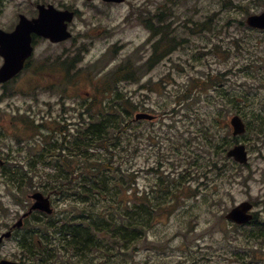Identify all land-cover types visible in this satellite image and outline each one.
<instances>
[{"label": "rangeland", "instance_id": "obj_1", "mask_svg": "<svg viewBox=\"0 0 264 264\" xmlns=\"http://www.w3.org/2000/svg\"><path fill=\"white\" fill-rule=\"evenodd\" d=\"M51 1L69 4L79 13L72 25L73 37L61 43L50 42L46 50L52 75L48 88L28 84L19 85L18 91L17 84L0 88V145L12 155L33 147V167L38 165L29 171L32 179L23 182L19 179L22 167L9 173L10 177L18 176L13 180L5 177L0 168V231L4 222L15 219L25 206L29 208L28 194L39 190L52 194L55 214L49 220L33 217L26 226L38 238L80 221L78 214L90 208L91 202H83L73 191L54 193L47 178L59 169L38 164L37 154L45 149L51 161L59 157L58 150L52 147L58 136L52 135L51 129L61 127L60 121L74 123L81 119L80 112L81 122L91 121L82 104L93 99L95 92L98 94L100 77L128 60L141 66L149 58L151 30L139 15L144 12L152 16L151 11L163 0L110 4L101 0ZM263 11L264 0H187L176 8L182 20L192 13L196 20L211 14L221 31L191 34L181 28L180 36L186 41L178 49L143 73L139 81H122L117 87L157 115L153 122L135 120L129 129L137 153L132 157L129 149L125 151L124 167L136 173L134 191H149L161 176L171 174L185 184L182 203L174 213L153 220L146 234L133 244L136 249L131 255L124 253L125 248L115 246L84 257L76 255L72 247L59 245L55 238L52 250L57 256L48 264H264V238L253 235L257 227H264V32L254 31L245 23L248 14ZM229 16L232 20L226 25ZM237 20L245 25H239ZM177 26H181L179 20L172 27ZM259 42L261 47L257 49ZM64 60H74L67 88L63 83L56 87L55 83L64 78L61 71L55 74L51 69L54 65L66 72L60 65ZM104 98L99 95V99ZM231 98L238 103L233 104ZM140 110L141 107L134 113ZM234 114H240L250 124L247 132L239 136L249 151L247 164L225 154L217 156L216 149L204 142L202 129L211 127L216 142L227 140L228 149L232 147L236 143L230 124ZM43 120V127L32 125ZM134 131L140 133L133 136ZM195 154L202 159L219 157L218 167L211 169L205 160L194 163ZM77 170L79 179L82 166ZM207 170L206 177L203 173ZM21 196L22 202H17ZM246 200L255 203L257 222L236 225L228 221L226 213ZM94 203L98 209L105 204L97 198ZM10 247L9 243L5 248ZM18 252L22 253L20 246Z\"/></svg>", "mask_w": 264, "mask_h": 264}, {"label": "trees", "instance_id": "obj_2", "mask_svg": "<svg viewBox=\"0 0 264 264\" xmlns=\"http://www.w3.org/2000/svg\"><path fill=\"white\" fill-rule=\"evenodd\" d=\"M185 1L187 0H163L155 11H151L153 18L144 12L139 15L145 26L152 31L153 36L162 33V37L155 42L149 59L141 66H136L128 60L123 66H117L99 78L98 94L96 95L95 92V95L92 96L93 99L82 104V106L85 105L84 111L90 114L91 121L88 124L84 119L80 123L81 126L75 131H70L56 119L62 124L61 127L58 126L60 131L54 128L51 130L52 135L54 133V136L59 137H56L52 142V147L58 150L59 157L54 161L47 160L45 163L47 164L49 161L48 164L55 170L59 169V172H55L47 178L49 187L56 193L64 194L73 191V193L79 194L78 196L83 202H88L89 199L91 202L90 208H85L82 214H78L80 216L78 218H81L80 221L57 227L54 232L55 238L60 241L59 245L65 248L72 247L76 255L82 254L86 257L91 252L99 249L109 250L115 246L121 249L125 248L127 251L124 253L131 255V251L136 249L133 244L146 234L153 220L156 217L174 213L182 203V194L184 193L182 190L185 184L180 177H174L171 174L161 176L149 191H141L140 194L138 188L134 191L133 183H135L136 173L130 169L126 170L124 167L125 151L129 149L132 157L137 153V146L129 136V129L136 123L133 119L134 112L140 107L143 110L145 104L135 102L117 85L126 80L139 81L143 73L148 72L155 67V64L178 49L186 41L183 36H180L181 28L185 31L188 30L191 34H195L194 32L197 31L202 33L204 30L217 33L221 31L219 23L211 14L205 16L204 20L194 19L193 13L184 20L179 19L181 12H176V8L184 4ZM239 6L247 11L246 7ZM178 20L181 26L173 28V23ZM231 20L232 18L229 16L225 21L226 25ZM237 22L239 25H245L244 21L237 20ZM252 30L264 32L257 29ZM260 47L261 43L259 42L257 49ZM261 58L264 60V55ZM73 65L74 60H64L61 66L66 70L68 81H70L68 75L71 73ZM51 69L52 73L56 74L61 68L52 65ZM210 80L211 78L208 79V81ZM61 83L66 88L69 86V82L66 83L62 79V82L55 83L56 87H59ZM212 86H216V83H213ZM99 95H103L105 98L99 99ZM231 99L233 104L238 103L236 98ZM82 114L83 112H80L81 119ZM32 125L37 128L36 125ZM249 126L250 124H248ZM202 132L205 133V144L215 148L217 156L226 155L229 145L227 140L216 142L211 127H203ZM139 133L134 131L133 136ZM234 141L238 142L239 138L234 137ZM42 154L43 152L37 154L38 158L42 159ZM192 159L194 163L195 161L202 163L205 160L206 165L211 169L217 168L219 165V157L207 159L203 156L202 159L199 154H195ZM81 166V177L78 179L77 169ZM203 175L207 177L208 170ZM128 191H131L130 195ZM96 198L105 202L100 209L95 206ZM254 233V236L264 238V227H257ZM44 239L35 241L30 247L36 264H44L47 260L51 262L54 257L53 250L48 249V246H53V240H49L47 237ZM107 242L108 246L102 247ZM40 243L45 246V250L39 249ZM25 247L27 249L26 245Z\"/></svg>", "mask_w": 264, "mask_h": 264}, {"label": "flooded vegetation", "instance_id": "obj_3", "mask_svg": "<svg viewBox=\"0 0 264 264\" xmlns=\"http://www.w3.org/2000/svg\"><path fill=\"white\" fill-rule=\"evenodd\" d=\"M51 4H54L58 9H69L75 12L74 20L68 24L69 30L72 31V25L78 16L79 10L78 8H74L69 4H57L55 2H52L51 0H0V68L5 65L9 57H12L10 55V52H12L13 50H19V43H21V52L26 45L28 37L27 31L23 30L18 33V35H20L21 37L20 42L18 35L12 37V34L15 33L21 26V23L23 21H26L23 19L33 20L39 18L41 11H45L46 9H48ZM29 35L31 37V45L33 47L32 52L28 57L24 59L23 67L17 74L11 77V79L0 83V88L3 90H5L9 85L12 84H17L15 85L17 87L19 85L28 84L33 88H44L45 90L49 86L51 72L49 55L46 54V50L48 49L51 40L34 31H32ZM15 90L18 91L19 87L15 88ZM44 123L45 121L43 120L42 123L38 124ZM26 134L19 136L18 141H20L22 137L24 138ZM46 157H48V154L46 153L45 149H43V163H45ZM37 161L39 162L38 159ZM33 164V147L27 146L23 151H20L19 149L16 154L12 155L11 153H7L5 151V147H3V145H0L1 172L5 177L8 176L10 180L18 178L16 174H10L11 177L9 176V173L14 171L13 168L22 167V177L19 179H21V182H23V180L29 181L31 179L29 171H31V168H33ZM28 167H30L29 170L26 169ZM47 195L50 196L51 203L53 204L54 200L52 194ZM28 196L30 197L28 198V203H30L29 208L28 205L25 206V210L17 213L18 216L15 219L13 218L11 222H4L2 224L3 228L0 231V236L6 233L7 235H5V237L0 242V260L8 259L9 261H13L18 264H36L30 247H32L35 240L38 241L39 238L35 235L33 230L27 229L26 226L31 222L33 217H37L40 220L51 219L55 214V209L52 214H48L39 210L30 212L34 200L32 199L31 194H28ZM22 199L23 197L21 196L16 198V201L22 202ZM47 238L49 240H54V233L52 232L51 234H48ZM9 243L11 244L10 249H8L9 247L5 248ZM25 245L27 246V249ZM19 246L21 248V254H19L18 252ZM40 248L45 250V246H43L42 244L39 249ZM48 249L50 250L52 249V247L48 246ZM47 261L44 264H46Z\"/></svg>", "mask_w": 264, "mask_h": 264}, {"label": "water", "instance_id": "obj_4", "mask_svg": "<svg viewBox=\"0 0 264 264\" xmlns=\"http://www.w3.org/2000/svg\"><path fill=\"white\" fill-rule=\"evenodd\" d=\"M106 1H115L121 2L124 0H106ZM74 12L70 10H58L56 7L51 5L45 11H41L40 17L33 20H26L21 23L19 29L12 34V37L18 35L21 31H27L28 37L26 41V45L23 48V51H20L19 43L18 48L19 50H13L10 52L12 57H9L6 61L5 65L0 68V83L5 82L15 74H17L23 67L24 59L28 57L32 52V45H31V37L30 33L32 31L37 32L40 35L45 37H49L52 41L58 42L65 39H68L72 36V33L68 29V21L73 19ZM246 22L255 28L264 29V12L261 13H253L250 14ZM19 42L21 41L20 35H18ZM154 116L146 113V112H139L136 114V119H152ZM231 124L233 125V134L238 135L242 134L246 131V123L242 119V117L238 114L234 115L231 118ZM228 156L234 157L235 160L241 163L248 162V151L245 144H237L232 147L228 151ZM32 197L35 199V203L33 204L30 211L34 209H39L42 211H46L48 213L53 212V208L51 206L50 198L45 196L42 192L38 191L35 192ZM252 203L249 201H244L239 205L233 207L227 214L226 217L229 220H232L238 224H244L250 221L253 218V215L249 213L252 209ZM2 237H0V240ZM0 264H17L12 261L7 260H0Z\"/></svg>", "mask_w": 264, "mask_h": 264}]
</instances>
